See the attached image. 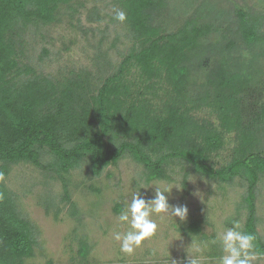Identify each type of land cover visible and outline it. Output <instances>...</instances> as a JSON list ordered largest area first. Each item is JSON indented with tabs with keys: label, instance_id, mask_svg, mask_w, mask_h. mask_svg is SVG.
Masks as SVG:
<instances>
[{
	"label": "trees",
	"instance_id": "trees-1",
	"mask_svg": "<svg viewBox=\"0 0 264 264\" xmlns=\"http://www.w3.org/2000/svg\"><path fill=\"white\" fill-rule=\"evenodd\" d=\"M72 1L0 0V264H23L37 244L34 228L20 217L4 184L11 166L28 163L60 176L85 163L99 176L125 155L144 167L147 182L168 178L166 168L174 160L210 180H244L242 229L255 235L263 256L255 201L264 173V102L244 119L238 97L244 81L221 61L209 68L204 85L188 87L180 72L211 32L210 25L188 19L164 34L155 25L164 0H113L126 14L132 43L116 71L91 91L79 77L58 82L20 67L23 31L55 22L59 7ZM236 17L246 43L261 39L264 16L239 10ZM127 66L137 69L138 82H125ZM162 82L170 89L157 108L146 93ZM203 108L212 110L221 130L234 133V156L225 167L213 169L208 163L222 140L211 124L192 116ZM188 231L198 235L200 226L191 223ZM85 248L82 244V253Z\"/></svg>",
	"mask_w": 264,
	"mask_h": 264
},
{
	"label": "rangeland",
	"instance_id": "rangeland-1",
	"mask_svg": "<svg viewBox=\"0 0 264 264\" xmlns=\"http://www.w3.org/2000/svg\"><path fill=\"white\" fill-rule=\"evenodd\" d=\"M164 3L155 20L164 34L174 33L188 19L211 27L189 60L180 65L186 85H204L209 68L214 61H221L226 71L241 75L244 82L238 97L244 119L250 117L264 102V26L260 40L246 43L238 32L236 11L264 16V0ZM117 11L123 9L113 0H73L60 6L55 22L48 26L31 24L23 31L20 67L25 65L36 75L58 82L79 77L93 91L116 71L132 43L127 23L115 19ZM123 79L128 84L138 82L137 69L128 67ZM155 86L146 98L160 108L170 87L166 82ZM192 116L205 120L221 135L222 145L210 155L208 163L213 169L225 167L234 156V133L221 130L210 108L194 110ZM166 175L168 178L147 182L144 167L128 155L116 166L103 169L99 176L93 175L85 163L60 176L28 163L11 166L4 184L37 239L33 256L23 264H189V258L198 259L199 264H219L223 255L219 238L233 221H240L242 228L246 221L247 210L242 204L246 182L239 177L232 183L210 180L176 160L167 166ZM140 182L148 188L140 190ZM156 188L170 192L165 194L169 205L187 206L186 219L154 215L156 234L133 254L123 253L115 233L123 236L130 225L120 222L119 214L138 190L150 200ZM257 188L256 230L264 239V173ZM191 223L200 226L198 235L188 231ZM192 240L206 241L208 246L197 253L190 247ZM82 244L85 253L81 252ZM252 264H264V255H257Z\"/></svg>",
	"mask_w": 264,
	"mask_h": 264
},
{
	"label": "clouds",
	"instance_id": "clouds-1",
	"mask_svg": "<svg viewBox=\"0 0 264 264\" xmlns=\"http://www.w3.org/2000/svg\"><path fill=\"white\" fill-rule=\"evenodd\" d=\"M115 19L124 22L126 20L125 12L117 11ZM138 188L141 190L148 187L144 182H140ZM140 190L133 195L131 203L126 205L118 216L120 222H127L130 225L129 230L123 236L120 233H115V239L121 241V251L126 254H133L144 241L156 234L158 225L152 219L154 215L167 214L179 218L180 221H184L188 215L186 205H169L165 195L170 193L168 190L156 188L154 198L150 200L143 198ZM218 242L223 253L219 258V264H252L257 258L256 237L252 233L244 231L240 221H233L232 227L224 231ZM213 243H217V241H213ZM207 246L206 241L192 240L190 247L200 253ZM189 264H199V261L189 258Z\"/></svg>",
	"mask_w": 264,
	"mask_h": 264
}]
</instances>
